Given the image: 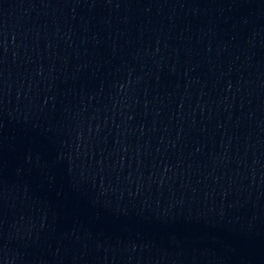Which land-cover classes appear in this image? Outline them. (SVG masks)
<instances>
[{
  "label": "water",
  "instance_id": "95a60500",
  "mask_svg": "<svg viewBox=\"0 0 264 264\" xmlns=\"http://www.w3.org/2000/svg\"><path fill=\"white\" fill-rule=\"evenodd\" d=\"M0 264H264V208L138 241L47 251H0Z\"/></svg>",
  "mask_w": 264,
  "mask_h": 264
}]
</instances>
